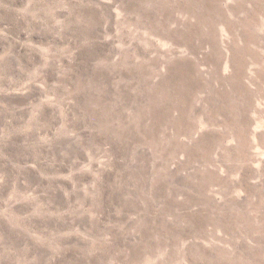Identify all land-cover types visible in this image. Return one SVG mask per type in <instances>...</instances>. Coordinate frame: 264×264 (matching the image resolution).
I'll return each instance as SVG.
<instances>
[{
	"label": "rangeland",
	"instance_id": "rangeland-1",
	"mask_svg": "<svg viewBox=\"0 0 264 264\" xmlns=\"http://www.w3.org/2000/svg\"><path fill=\"white\" fill-rule=\"evenodd\" d=\"M0 264H264V0H0Z\"/></svg>",
	"mask_w": 264,
	"mask_h": 264
}]
</instances>
